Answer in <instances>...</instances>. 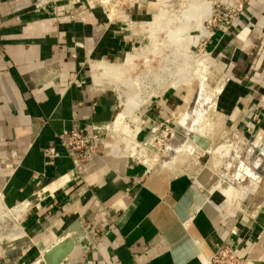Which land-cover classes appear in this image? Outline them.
Wrapping results in <instances>:
<instances>
[{"label": "crops", "instance_id": "obj_1", "mask_svg": "<svg viewBox=\"0 0 264 264\" xmlns=\"http://www.w3.org/2000/svg\"><path fill=\"white\" fill-rule=\"evenodd\" d=\"M59 2L0 0V199L19 217L16 230L0 236V264H39L76 219L86 236L61 264H209L224 246L240 264H264V191L262 201L236 203L240 190L211 192L189 172L117 157L99 161L85 179L75 176L60 134L73 126L96 133L119 118L114 89L89 84L86 66L122 56L128 40L121 22L72 16ZM132 2L143 7L132 18H149L151 0ZM224 36L216 46L225 44L222 57L235 73L219 96L220 110L264 128V0H249ZM177 98L140 107L142 124L152 121L143 141L158 126L160 104L172 110ZM126 125L119 130L138 138L141 127ZM49 146L59 153L52 163L43 155ZM46 192L36 206L29 202Z\"/></svg>", "mask_w": 264, "mask_h": 264}, {"label": "rangeland", "instance_id": "obj_2", "mask_svg": "<svg viewBox=\"0 0 264 264\" xmlns=\"http://www.w3.org/2000/svg\"><path fill=\"white\" fill-rule=\"evenodd\" d=\"M219 1L220 0H151V7L145 9L150 11L149 18L146 20H137L134 16V18H132V12L142 11L143 7H138V3H130V0H120V2L114 0H60L59 3L71 6L72 12L69 15L72 16L81 12H86L87 14L98 15L97 17H100V15L105 18L109 17L108 20L113 22H121V27L124 28V34H126V39L128 40V46L124 54L120 57H104L103 59H107L108 63H119V65L125 63L126 60L124 61V59L127 53L135 47H138V49L142 48L145 51L143 56L135 58L133 63H136V65L122 68L119 74H115V76L112 75L109 77V75L105 73L108 76L104 74L101 78L102 83L104 82V85L102 86L108 85L111 91L114 89V94L119 101V118L117 117L118 121L116 120L115 123L116 130L120 131V126H124L125 124L131 128L133 126L141 127V134L138 135V138L132 136V138L128 137L124 132L122 133L125 136L122 135L121 132L118 133L120 137H123V139H121L122 144H125L123 147L117 148V150H119L118 158L135 161L139 164H143L150 170L173 167L180 171L189 172L192 174L196 184L206 188V190H210L211 192L216 191L218 193L219 189L221 190L219 181H223L219 179H223L224 176H227L226 178L234 181L233 179L237 176L236 174L239 173L236 177L238 178L236 179L238 181L236 185L237 189H235L240 190V195L236 203L239 200L242 201L243 198L248 200L256 198L257 201H262L263 197H261V195L264 191V175L259 174L253 168V165L257 160V156L260 154V152H255L256 148L264 145V128L252 124L251 122L249 123V118H247L248 120L244 119V115L230 118L229 116H226L225 112L220 110L219 96L226 85L227 79L235 73L232 67L233 65L230 64L229 59L222 57V47H225V44L223 45V43H219L216 46V41H218L219 36H223L224 40H226V36H224L225 33L222 31L225 27L226 20L222 17H211L210 15L211 18L208 17L205 19L203 21V26L208 32V35H203L200 31L197 33L199 36L197 41L193 43V40L189 44L190 54L193 55V59H209L211 62L210 65L212 69L208 72L206 71V74H204V77L206 75V80L203 83L207 86L206 91L210 94L220 90L217 98L215 97L213 100H216L214 103L216 105L212 104L210 106L205 115L200 121H198L199 123H197V127L195 126L196 128L194 127L195 129L192 131V134H197L203 138L210 139L211 144L207 148H202L188 138L186 148L179 152H175L173 158L171 150L168 149L169 144L176 133L174 129L175 125L178 124L183 115V104L191 98V95L193 96L196 87L199 84V79H197L196 76V71L198 70L197 63L193 59H191L187 65L189 81L185 83H179L177 81L180 75L175 66L170 65L168 69L158 72L157 68L159 67V64L164 62V58L170 56L171 51H176L175 48H179L175 46L172 49L169 46L171 41L170 39H167L169 37L166 36V31L169 29V26L171 27L170 29L174 28L172 25L176 22V15L182 13L186 9L193 8L194 10H197L199 8H204L210 10V7L213 6V9L216 10V12L224 11L225 7L221 5ZM127 15L130 17H127ZM155 16L156 18L160 16L162 19L160 20L159 18L160 21L158 20V22L148 26L138 23L146 21V24H148L147 22L152 20V17ZM236 22L231 25L230 29H228V33L233 31ZM99 28L104 29L102 26ZM156 41H158L157 45L154 43ZM174 53L177 54L178 52L176 51ZM243 56L244 55H242V57ZM101 59L102 58H94V60L98 61H101ZM171 62L172 61H170V63ZM246 64L247 63H245V65ZM181 69L182 71L185 70V68ZM86 70L89 77L87 82L90 84L92 83V71L89 64L86 66ZM103 71H105L104 68L98 66L96 73L100 77V75L103 74ZM111 78H116V82ZM122 78L124 80H122ZM118 79L121 80L122 85L130 84L129 81L138 84V90L132 95L133 98L139 96L138 99H141L139 103L135 102L136 104H134V106H130L129 102H127L129 101V98H127L128 100L124 98L121 100L120 95L117 92L120 84L117 83L119 81ZM172 94L178 96L177 99L179 102L172 110H169L168 107L161 106L160 104L159 110H161L162 114H157L158 117L155 120L157 121L158 126L155 129L152 140L149 142L150 147H148L144 144L143 133L152 121L150 120L146 122L147 124H142V120L138 113L139 109L144 103L148 104L155 100L158 101ZM129 106L133 108H130ZM254 118L256 121L258 120L257 117L254 116ZM247 145L250 146L249 149H247ZM233 149L236 150L233 151ZM246 150L247 156H244ZM232 152H235L236 155ZM167 159H171L172 161H168ZM240 159L242 162H245L242 163ZM240 164H242V167H240ZM246 167L257 173L256 178H249V176L246 175ZM229 188L230 190H235L231 187ZM222 196L223 200H228L227 196ZM22 209L23 208H19L15 210V212L21 214ZM4 211L8 214V211L5 209ZM10 212L8 214L10 219L8 217L6 218V216H2V213L0 212V236H5L7 233H10V231L8 232L10 228H16L14 227L15 222L19 217H17L15 213Z\"/></svg>", "mask_w": 264, "mask_h": 264}, {"label": "bare ground", "instance_id": "obj_3", "mask_svg": "<svg viewBox=\"0 0 264 264\" xmlns=\"http://www.w3.org/2000/svg\"><path fill=\"white\" fill-rule=\"evenodd\" d=\"M161 3H163V2H161ZM162 7H163V5H162ZM212 12H213V6L210 7V10H207V9H204V8H202V9L199 8L197 10H194L193 8H189V9H186L185 11H183L182 13L176 15V18H175L176 22L174 23V25H172V27L174 26V28L170 29L171 27L169 26V29L166 31V36L169 37L167 39H170V41H171V44H169V46L172 49L175 46L176 47H179V48H175V50L178 53L176 54V53H174L176 51H171L170 52L171 53L170 56L165 57L164 58V62H162L161 64H159V67L157 68L158 69V72H160V71L162 72L165 69H168L170 65L171 66H175L177 68V71H178L179 75H180L179 76V79L177 81L179 83H185V82L189 81V71H187V67H188L187 65L191 61V59H193V55L190 54L189 44L193 40H194L193 43L195 41H197V39L199 37L197 35V33L200 32V31L202 32L203 35H208V32L206 31V29L203 26V21L205 19H207L208 17H210V15L212 14ZM127 17H129V15H127ZM159 18H160V20L162 19V17H160V16L158 18H156V16L155 17H152V20H150L149 22H147L148 24H146V21H142V22H138V23H140L142 25H147L148 26L150 24H154V23L158 22ZM103 30L104 29L99 28V27L95 30V38H96V40L99 38V36L103 32ZM154 43H156V45H157L158 44V41H156ZM144 54H145L144 49H142V48L141 49H138V47H135V49L133 51H131V52H129L127 54L126 59H125L126 60L125 63L120 64V65L108 63L107 59H101V61H98V60L97 61H95V60L92 61L90 63V69L92 71V86L93 87H99V86L104 85L103 84L104 82L102 83V79H101L102 78V75H104L106 73V74L109 75V77H111L112 75L115 76V74L116 75L119 74V72H120V70L122 68H125V67H128V66H131L132 67V66L136 65V63H133L135 61V58L140 57V56H143ZM193 60H195L196 63H197L198 70L196 71L197 72L196 73V76H197V79H199V84L197 85L196 90H195L193 96L191 95L190 96L191 98H189L188 101L184 102V104H183L184 111H183V115L181 116V118H180V120L178 122V128L179 129L174 134V137H173L171 143L169 144V148H168L172 152L171 153L172 158L174 157L175 152H179V151L184 150L186 148L187 142H188V138H190L192 140L191 135H193L192 134L193 129H195L197 127V123H199L198 121H200V119L205 115L206 111L210 108V106L212 104L213 105H216V104H214L216 102V100L215 101H213V100L215 99V97L217 98V96H218V94L220 92V90H219V91H216L214 93H210L209 94L206 91L207 86H205V84L203 83L206 80V78H205L206 75L204 77V74H206V71L208 72L209 70L212 69L211 68V65H210V63H211L210 60L209 59H198V58L197 59L195 58ZM170 61H172V62L170 63ZM106 63H108L109 65L106 64ZM98 66H101L105 70V71H103V74L100 75V77L96 73L97 70H98ZM181 68H185V70L182 71ZM199 68H200V71H199ZM108 75H106V76H108ZM106 78H108V77H106ZM116 78H117V76H116ZM111 79H113V78H111ZM115 79H113V81ZM116 80H115V82H116ZM122 80H124V79L122 78ZM103 81H104V79H103ZM126 81H128V80H126ZM129 82H130V84H128V85H122L121 80H119L117 83L118 84L120 83V84H119V89H117V91L120 90V87H121V89L123 88L124 90H122V91L124 92V94L122 95V93H120V97H122V98H124L126 100H128L127 98H129V101H127V102H129V105L130 106L131 105L134 106V104L139 103L141 101V99H138L139 96L138 97L135 96V98H133V95H132V94L135 93V91L138 90V86H137L138 84L132 83L133 81H129ZM130 108H133V107H130ZM115 123L116 122H114V126L116 127V124ZM154 132H155V130H154ZM152 138H153V135L151 137H149L146 142L144 141V144H146L148 147H150L149 146V142H150V140H152ZM206 139H208V138H206ZM208 140H210V139H208ZM194 143H196V142H194ZM258 145H256V146H258ZM249 147L250 146H248V148L247 147L246 148L249 149ZM263 148H264V145H261L259 148H256V151H255L256 153L257 152H260V154L257 156V160H256L255 164L253 165V168L259 174H263L264 173V154H263ZM235 150L236 149H233V151H235ZM118 151L119 150L116 149L115 150V153H118ZM232 153L235 154V152H232ZM246 153H247V150H246L244 156H247ZM230 159H231V157H230ZM167 160L168 161L169 160L172 161L171 159H167ZM240 161H241V159H240ZM243 162H245V161H243ZM229 164H232V163H229ZM240 167H242V164H240ZM240 167H239V169H240ZM230 168H231V166H230ZM257 168H261L262 171L259 172L257 170ZM236 169H238V168H236ZM245 169H246V173H247L246 175L249 176V178L250 177L256 178L257 173L254 170H251L248 167H246ZM224 171H228V170H224ZM238 174H236V175L238 176ZM237 176H235V178L233 179L234 181H231L230 179L226 178L227 176L226 177L224 176L223 179H219L218 178L219 180H223L222 182L219 181V184L221 185V190L222 191H224V190L227 191L229 189V187H231L232 189H235V188L237 189V187H236L237 181H238V180H236V179H238V178H236ZM40 194H42V193H40ZM231 195H234V193L231 194ZM41 197H43V196H41ZM4 207H5V205L1 202V199H0V212L2 213V216H7L11 210H6V211H8V214H7L4 211ZM24 211H25V209H22L21 210V213L24 212ZM10 213H12V211ZM71 234L72 233H70L69 235L71 236Z\"/></svg>", "mask_w": 264, "mask_h": 264}, {"label": "built area", "instance_id": "obj_4", "mask_svg": "<svg viewBox=\"0 0 264 264\" xmlns=\"http://www.w3.org/2000/svg\"><path fill=\"white\" fill-rule=\"evenodd\" d=\"M248 1L220 0L219 2L225 7V10L216 12L213 9L211 17H222L226 20L225 27L222 30L225 35L228 33L227 31H229L228 29L231 28V25L240 18ZM115 128L114 122H110L106 124L103 131L89 134L79 127L73 126L60 134L59 137L62 145L75 162V176L77 178L85 179L86 176L99 167L98 162L106 159V157H119V152L115 153V150L118 147H123L125 144H122L121 139L123 137H120L118 133L124 134ZM43 155L49 163H52L59 156V153L55 147L49 146L43 150ZM4 209L9 210L6 206ZM7 217L10 219L9 215ZM239 262L237 254L229 247L224 246L209 264H240Z\"/></svg>", "mask_w": 264, "mask_h": 264}, {"label": "water", "instance_id": "obj_5", "mask_svg": "<svg viewBox=\"0 0 264 264\" xmlns=\"http://www.w3.org/2000/svg\"><path fill=\"white\" fill-rule=\"evenodd\" d=\"M123 88L118 90V94L124 92ZM121 100H123L122 97H120ZM176 130H178V126H175ZM154 130L146 135L145 142L148 140L149 137H151L154 133ZM191 138L194 142H196L199 146L202 148H207L211 141L203 138L197 134L191 135ZM263 154H264V148H263ZM257 170L260 172L262 171L261 168H257ZM264 175V173H263ZM39 193V192H38ZM36 193L33 195L29 202L32 203L33 206H36L39 204L47 195L46 192L43 194V197L40 198V195ZM70 233L71 236L69 235ZM86 236V231L82 225V222L80 219H76L58 238L54 240L43 252V260L39 264H61L72 252V250L83 240V238Z\"/></svg>", "mask_w": 264, "mask_h": 264}]
</instances>
